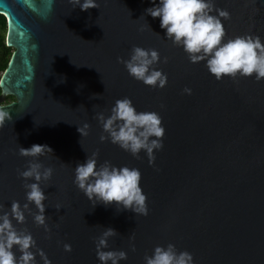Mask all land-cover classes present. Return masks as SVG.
<instances>
[{
  "label": "water",
  "instance_id": "95a60500",
  "mask_svg": "<svg viewBox=\"0 0 264 264\" xmlns=\"http://www.w3.org/2000/svg\"><path fill=\"white\" fill-rule=\"evenodd\" d=\"M97 2L81 10L75 0H0L13 49L0 78V105L12 115L0 127V204L25 200L18 170L34 158L19 147L47 143L53 152L38 159L54 169L41 182L49 231L28 213L18 227L32 232L52 264H100L95 239L107 226L118 232L108 247L128 253L120 264H145L154 246L168 242L190 251L195 264H264V79L217 80L205 61L190 62L163 36L159 17L145 13L153 0ZM215 3L231 13L222 18L228 36L251 32L264 39V0ZM133 45L167 57L157 65L168 74L164 87L129 74L118 57L129 58ZM6 95L14 100L2 103ZM124 96L137 110L162 116L163 147L154 150L153 163L144 150L137 157L100 139L107 133L97 113L107 115ZM85 123L86 135L77 130ZM96 151L98 163L141 171L147 215L115 202L93 205L74 184L76 163Z\"/></svg>",
  "mask_w": 264,
  "mask_h": 264
},
{
  "label": "clouds",
  "instance_id": "9594fccd",
  "mask_svg": "<svg viewBox=\"0 0 264 264\" xmlns=\"http://www.w3.org/2000/svg\"><path fill=\"white\" fill-rule=\"evenodd\" d=\"M77 5L81 10H87L98 7V2L75 0L74 7ZM144 11L153 18L159 17L163 36L182 47L190 62L205 61L217 80L225 75L232 78L252 76L257 81L264 79V39L251 32L228 36L223 20L230 18L231 13L228 9L217 8L215 0H153ZM141 16L144 17L143 14ZM148 27L151 28L149 23ZM118 59L135 79L153 87L162 88L167 84L168 74L157 66L162 59L167 62V57L162 58L158 49L133 45L129 58ZM183 91L191 94L192 89L185 86ZM97 119L107 133L101 134V140L110 139L137 157L144 150L150 163L155 160L154 150L163 147L165 126L162 116L156 110H137L129 96L116 99L109 113H97ZM11 120L8 107L0 105V127ZM88 127L85 123L77 130L86 135ZM46 152H53L47 143L19 147L20 155L34 159L27 161V167L18 170V175L26 181L24 202L12 200L7 208L0 204V264H39L37 254L43 264H52L45 251L37 245L32 232L26 227H18L24 224L28 213L35 223L49 231L45 213L47 193L41 182L49 180L54 169L38 159ZM98 154V151L87 154L83 161L76 163L74 184L94 202L93 205L102 203L107 206L115 202L119 209L147 215V194L142 189L141 171L128 165L117 166L108 160L98 163ZM31 204L35 205V212ZM61 206L58 204L56 208ZM117 233L115 228L107 226L95 239L100 264H120L121 260L127 259L126 250L108 247V238ZM64 248L71 251L72 246L65 242ZM132 248L134 250L135 245ZM144 259L145 264H195L190 251L178 250L172 242L154 246L152 253L146 254Z\"/></svg>",
  "mask_w": 264,
  "mask_h": 264
},
{
  "label": "trees",
  "instance_id": "16d2710c",
  "mask_svg": "<svg viewBox=\"0 0 264 264\" xmlns=\"http://www.w3.org/2000/svg\"><path fill=\"white\" fill-rule=\"evenodd\" d=\"M6 18L0 14V78L7 67L12 54V48L6 45ZM1 91V89H0ZM14 100L12 95H6L2 103H7Z\"/></svg>",
  "mask_w": 264,
  "mask_h": 264
}]
</instances>
